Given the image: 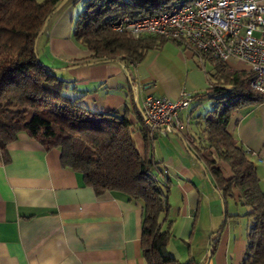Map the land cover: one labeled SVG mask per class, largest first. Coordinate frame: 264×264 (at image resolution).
Masks as SVG:
<instances>
[{
	"label": "crops",
	"instance_id": "obj_1",
	"mask_svg": "<svg viewBox=\"0 0 264 264\" xmlns=\"http://www.w3.org/2000/svg\"><path fill=\"white\" fill-rule=\"evenodd\" d=\"M73 8L66 4L50 18L41 35L46 34L44 57L38 55L69 83V94L83 107L126 116L132 125L138 121L141 129L136 99L140 107L145 95L176 100L181 92L193 96L209 87L211 56L172 40L150 50L134 67L119 62L84 64L90 53L73 39ZM226 65L248 72L245 63L234 59ZM194 100L195 105L180 113L185 140L164 128L154 130L152 149L140 129L133 130L137 143L132 138L141 156L158 162V179L168 180L169 255L181 263L241 264L247 251L248 208L238 204L237 193L224 208L210 183L212 178L198 159L206 143L203 124L198 123L202 112L195 107L205 99ZM192 123H197L199 134ZM228 129L254 162L264 190V101L235 111ZM220 168L224 177L231 176L226 163L220 162ZM203 203L215 209H210L205 228L198 233L201 240L194 241ZM141 226L140 201L110 192L97 195L81 174L61 166L58 149L46 150L20 132L6 155H0V264H146Z\"/></svg>",
	"mask_w": 264,
	"mask_h": 264
},
{
	"label": "trees",
	"instance_id": "obj_2",
	"mask_svg": "<svg viewBox=\"0 0 264 264\" xmlns=\"http://www.w3.org/2000/svg\"><path fill=\"white\" fill-rule=\"evenodd\" d=\"M176 1L83 0V9L73 19V39L90 53L84 64H140L167 39L149 34L133 37L114 30L115 22L123 16L159 14ZM70 2L0 0V155H6L20 132L46 150L58 149L61 166L81 174L97 195L110 192L142 203L141 247L146 264H191L181 263L167 252L172 225L168 180L159 182L155 173L158 162L140 155L131 135V121L83 107L78 97L69 94V83L38 55L44 23ZM212 63L209 87L192 96L211 102L210 109L198 116L206 143L198 159L224 208L235 193L238 204L248 208L244 214L250 218L247 251L241 264H264V190L254 162L228 129L235 111L264 101V96L250 88L248 72L232 70L213 58ZM140 133L152 146L144 127ZM220 162L230 167L231 176L224 177Z\"/></svg>",
	"mask_w": 264,
	"mask_h": 264
},
{
	"label": "built area",
	"instance_id": "obj_3",
	"mask_svg": "<svg viewBox=\"0 0 264 264\" xmlns=\"http://www.w3.org/2000/svg\"><path fill=\"white\" fill-rule=\"evenodd\" d=\"M113 29L138 37H163L210 55L222 64L230 60L248 67L250 88L264 96V0H179L150 17L123 16ZM192 95L181 92L171 100L145 95L142 124L152 141L155 129H173L181 134V111Z\"/></svg>",
	"mask_w": 264,
	"mask_h": 264
},
{
	"label": "rangeland",
	"instance_id": "obj_4",
	"mask_svg": "<svg viewBox=\"0 0 264 264\" xmlns=\"http://www.w3.org/2000/svg\"><path fill=\"white\" fill-rule=\"evenodd\" d=\"M82 1L83 0H71V6H73L74 8V12H75V14H74V19H75V17H76V15H77V13L79 12V11H81L82 9H83V3H82ZM74 22V21H73ZM45 44H46V34H44L40 39H39V42H38V48H37V50H38V54L40 55V56H42V57H44V53H43V51H44V48H45ZM209 68V67H208ZM185 91V90H184ZM186 93H188L189 95H191V93H189V92H187V91H185ZM191 103H192V105H195V103H196V100H194L193 101V99H192V101L189 103V105H191ZM141 106H140V108L142 107V102H141V104H140ZM210 107H211V103H210V100L209 99H206L205 101H203L202 102V104H200V106H197V107H195L196 108V110H197V112H202V114H204L207 110H209L210 109ZM193 125H194V127L195 128H197V134H199L200 133V130L198 129V126H197V123H192ZM140 123L138 122V121H136L135 122V124L134 125H132V127H131V133H132V136H133V138H134V140L136 139V133L137 132H135L134 133V131L133 130H135V131H138V133H139V129H140ZM182 137V136H181ZM136 141V140H135ZM136 143H137V141H136ZM139 144V143H138ZM156 146H158V142L156 141V140H154V142H153V147H156ZM151 147V146H150ZM151 149H152V147H151ZM158 181L160 182V181H162V180H160V179H158ZM163 182V181H162ZM210 209H215V206H212V204L211 205H207V204H205V203H203V205L201 206V208H200V214H199V218H198V220H197V232H196V234H195V239H194V241H196V240H201L200 238H198L197 236H198V233L201 231V229H203V228H205L204 227V224H205V222H207V219H209V211H210ZM222 209V212H223V206H222V203H221V205H220V210ZM193 241V242H194ZM193 245H194V243H193ZM192 245V251L196 254V249H195V247ZM185 247L187 248V246L185 245ZM196 256H197V258H200V255L199 254H196ZM182 260H185V259H182Z\"/></svg>",
	"mask_w": 264,
	"mask_h": 264
},
{
	"label": "water",
	"instance_id": "obj_5",
	"mask_svg": "<svg viewBox=\"0 0 264 264\" xmlns=\"http://www.w3.org/2000/svg\"><path fill=\"white\" fill-rule=\"evenodd\" d=\"M61 5H62V4H60V5L57 7V9H59V8L61 7ZM46 26H47V23H44V25H43V27H42V29H41V31H40V35H42V33L44 32ZM135 104H136V106H137V109H138L140 115L142 116V111H141V108L139 107V103H138V100H137V99L135 100ZM169 130H170L172 133H174L175 135H177L178 137H180V138L182 139L181 134H180L179 132H177V131H175V130H173V129H169ZM184 145H185V147H187L185 143H184ZM187 151H188L191 155H193V154L191 153V151H190L188 148H187Z\"/></svg>",
	"mask_w": 264,
	"mask_h": 264
}]
</instances>
